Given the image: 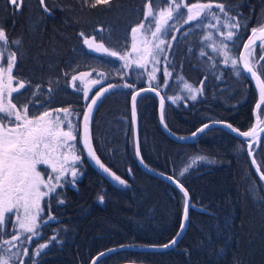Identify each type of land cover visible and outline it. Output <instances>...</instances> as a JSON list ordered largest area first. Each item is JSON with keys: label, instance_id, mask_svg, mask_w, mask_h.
I'll return each instance as SVG.
<instances>
[{"label": "trees", "instance_id": "1", "mask_svg": "<svg viewBox=\"0 0 264 264\" xmlns=\"http://www.w3.org/2000/svg\"><path fill=\"white\" fill-rule=\"evenodd\" d=\"M149 2L158 12L166 10L172 0H111L96 7L85 0H44L43 5L41 0H22L19 7L0 0V26L8 37L5 55L16 52L12 75L15 82L28 83V89L12 94V103L21 108L43 98L44 104H67L77 113L81 130L89 103L103 93L89 115L91 146L100 162L126 181L116 184L97 170L81 145L80 177L75 185L61 186L46 200L44 217L49 213L53 220L39 227L30 244L29 239L24 242L29 244L27 252L47 244L34 264H90L94 256L113 246L165 244L177 235L184 194L137 162L131 97L139 88L153 86L162 92L165 122L176 135H190L213 120L227 121L240 131L253 127L260 101L255 86L240 63L237 67L225 64L222 52L211 45L214 39L221 40L230 56L239 60L252 29L264 26V0H175L188 6L223 4L240 27L227 40L220 35L228 30L223 26L225 13L218 10L221 24L213 27L215 21H209V16L185 23L187 11L181 7L179 22L159 55L156 75L152 70L140 71L135 63L127 67L119 57L98 56L80 36L81 32L88 38L95 35L110 51L126 57L131 30L146 21ZM206 36L211 38L206 40ZM262 57L264 40L249 51L252 66L264 80ZM2 63L7 64L6 59ZM83 71L101 77L102 82L90 91L89 84L81 86L79 81L73 87L72 77ZM180 80L202 89L195 100L176 103L169 99L174 83ZM158 102L151 92L137 98L141 154L149 167L175 177L189 192L186 231L173 248L118 250L97 264H264V181L250 162L246 142L220 126L189 142H178L162 129ZM258 116L264 123V102ZM253 148L264 173V133Z\"/></svg>", "mask_w": 264, "mask_h": 264}, {"label": "snow or ice", "instance_id": "2", "mask_svg": "<svg viewBox=\"0 0 264 264\" xmlns=\"http://www.w3.org/2000/svg\"><path fill=\"white\" fill-rule=\"evenodd\" d=\"M10 3L19 7L22 0H9ZM89 3V6L96 7L100 4L108 5L111 0H85ZM41 4H44V0H41ZM184 7L187 9L188 16L185 23L191 20H195L201 16L206 9H211L213 6L211 4H193L190 7L188 5L177 4L175 0L169 7L165 9H159L158 12H154L151 2L147 5V13L145 19L151 17L155 31L151 35L156 38L157 34H161L167 31L171 27L169 21L173 20V12L176 11L177 16L182 15L179 9ZM217 7L221 12L225 13L226 19L223 21V26L227 28V32H220L221 36H226L227 40H232L235 32L234 29L238 30L240 27V21L235 18L228 16L223 4H217ZM195 9V11H193ZM45 11H49L45 6ZM217 21L216 27L221 23L220 18L214 17ZM144 28L141 24L137 27L132 28L133 44L132 50L134 52L141 51L137 48L135 43L136 34L140 29ZM259 33V35H257ZM80 36L84 38V43L88 46L90 50L96 52H102L109 54L114 57H119L120 59H127V57L120 56L119 53L115 51H110L108 48L104 47L102 43H96L95 37L91 39L85 37L84 33L81 32ZM252 36L255 39H250L249 44L244 45L246 50L249 49L251 44L255 43L256 39L264 40V26L259 29H252ZM210 36H206L205 39H210ZM13 43L19 44V41H14ZM164 41L161 40L159 44L154 47L159 50L160 44ZM8 44V37L3 27L0 26V60L6 59L7 66L4 67L0 65V119H9L12 123H15V128H3L0 131V226L3 225L6 216L14 213H19L23 209V217L17 215V225L22 233H30L31 235H36L37 228L39 227L37 217L41 210V200L45 197L50 196L51 193L55 192L56 188L59 186V181L61 177L66 176V174L71 170L72 177H76L78 172L75 168V162L79 161L81 157L76 155L72 151L73 145L70 143L74 141L76 137L73 135L74 126L69 118V109L57 110V113L62 112L64 114V119L60 118L59 114L45 111L41 115L29 117L28 106L22 105L21 108H17V105L12 103V94L19 93L21 89L25 88V83L23 81H16L17 86L13 87V81L15 77L12 75L13 68L17 61L16 52H7L5 45ZM213 50H217L216 44H212ZM145 52L144 60L147 61V55L151 54V48L147 46L143 49ZM219 51L224 55V63L227 64L231 62L233 67H237L239 63L243 64V68L251 73L261 84V98L264 100V80L257 75L253 66L249 63L246 56H241L238 59L232 58L227 45L221 43ZM204 55V53H202ZM261 59H264L262 57ZM135 63H140L136 61ZM239 75V72L237 73ZM89 73H80L79 76H73V87H75V82L79 79L81 82L84 81V77L88 76ZM92 83H98V81H93ZM184 87L192 93L191 98L196 99V93L202 91V89H193L191 85L185 83ZM155 91V89H152ZM107 91V89H104ZM103 93H97L96 97L91 100L88 105V113L84 114V138L83 142L88 149V154L95 159L96 163L104 168L106 172H109L117 181L121 184H126V181L121 180L119 176L115 173H111V170L106 168L101 162L98 156H96L95 151L92 149L89 136H88V121L89 114L92 112L93 106L97 103V100ZM136 95H139L137 92ZM135 102L136 96L132 97L133 104V114H135ZM163 97L161 98V106H163ZM259 107V105H258ZM163 118V114L161 113ZM67 121L68 130H63V125ZM205 128L208 125L204 126ZM231 128V125H228ZM2 128V125H0ZM200 131H203L201 129ZM237 132L239 130H236ZM256 129L253 128L249 132L240 133V135L248 137L254 136ZM195 135V133L193 134ZM138 150V145H137ZM195 162V161H194ZM254 162V161H253ZM44 164L51 168V171L55 173V177L49 176L47 180L41 175L37 170V165ZM259 168V166H257ZM187 171V169H185ZM181 176L184 172L180 173ZM261 178L264 179V173H261ZM55 179L56 183H53ZM74 183V180H73ZM177 185L183 190L185 196V205L183 210V221L188 222V208L187 203L188 193L187 190L183 188V185L176 181ZM44 189V190H42ZM103 201V197H99ZM63 203V201H60ZM185 230V223L180 226L179 236ZM31 237H29L30 239ZM19 239L17 236H13V241ZM55 239V237H53ZM5 243L11 244L12 241H7ZM176 240H172L170 244H165L163 247L167 248L169 246H174ZM47 244L41 245L40 248H46ZM25 254L27 250L25 249ZM39 255V250L36 252ZM103 255V253H101ZM0 264H9L8 259L0 258ZM95 264V262H94Z\"/></svg>", "mask_w": 264, "mask_h": 264}, {"label": "rangeland", "instance_id": "3", "mask_svg": "<svg viewBox=\"0 0 264 264\" xmlns=\"http://www.w3.org/2000/svg\"><path fill=\"white\" fill-rule=\"evenodd\" d=\"M183 1L184 0H181L182 3H183ZM195 4H211L213 7L211 9H206L203 13H201L200 17L202 18L205 16H209L208 20L213 21V19H214V21H215V22L213 21L214 24L215 25L217 24V21L214 17L220 18V15L218 14L219 9L217 7H215V5H213L212 3H208V2L207 3H195ZM191 5H193V4H190L189 7ZM186 11H187V9H186ZM193 11H195V9H193ZM187 16H188V12H187ZM180 17H181V15H180ZM180 17H178L177 14L173 13V20L169 21V24L171 25V27L168 28L167 31H165L161 34H157L156 38H154L151 35V33L155 31L154 26L150 27V25H153L152 18L149 17L146 19L145 22L141 23L144 25V28L140 29V31L136 34V37H135L136 46L141 51L134 52L132 50V44L134 41H133V35H131L130 36L129 51L127 52V54L125 53L127 59H123L124 65L125 66L128 65L127 67H131L136 61H140L139 64L135 63L134 66H137V68L142 69L140 71H143V72H146V70H150V71L152 70V73L154 75H156L157 66H158L159 59H160L159 55L163 51V48H164V45H165L167 38L169 37V35H171V33H170L171 30L174 29L175 24L179 22L178 20ZM186 20H187V18H186ZM219 25H217V26H219ZM91 37H95V35H92ZM161 40H163L164 43L160 44V49L157 50L154 46L159 44V42ZM215 41H218L219 45H216V46H217V50H219V47H220L222 42H221V40L214 39V44H215ZM95 42L96 43H102L104 45V47L107 48V46H105V44L103 42L97 40L96 38H95ZM146 46L148 48H151L152 51H151L150 55H147V61L145 62V60L143 59L145 56V52L143 51V49ZM109 50H111V49H109ZM94 52L97 53V55L99 54L98 56H100V57L104 56L105 58H110L109 54H105L102 52H96V51H94ZM233 58H236V57H233ZM0 65H2L4 67L7 66L6 63L5 64L2 63V60H0ZM82 73H89V75L84 77L83 82H81L79 79L77 81H79V85H81V86H82V83H83V86H85L86 83H87V85L89 84V87H88L89 91H90V89L91 90L94 89L96 84H100L102 82V78L91 75L92 72L83 71ZM79 75H80V73L77 74L76 76H79ZM145 79L147 81L149 79L146 77V73H145ZM16 81H23L25 83V87L27 86V89H28V85H27L28 83L26 80L20 79V80H16ZM93 81H98V83H92ZM185 83L191 85L193 89H197L191 83L184 81V80H180V82H175L174 83L175 85L169 94L170 100H172L176 103H179L181 101L186 102L187 100H193L191 98L192 93H190V91L184 87ZM16 86H17V84L14 80L13 81V87H16ZM89 91H87V95H89V93H90ZM41 93H43V92H41ZM36 94H37V91H34V95H36ZM197 96H198V93H196V98H197ZM34 99H36V98H34ZM44 101L45 100H43V98H39V99L35 100V102L33 101L32 103L29 102L28 104H25L28 106L29 117L38 116V115H41L43 112L48 111V112L54 113V115L59 114L60 118L64 119V114L62 112L57 113V110L67 108V109H69V114H70L69 118L71 119L73 126L76 125L78 115L74 110H72V108L69 105L62 104V105L56 106L55 103L44 104ZM89 115L91 116V113ZM261 120H262V118H261ZM0 125H2V128H0V131H2L3 128H15L16 127L15 123H12L9 119H8L7 123L5 122L4 119H1ZM62 127H63V129L68 130L67 121H65V123ZM83 132H84V127L82 125V131H80L81 142H83V139H82V133ZM89 132H90V127H89V121H88V136H89V140H90ZM75 133H76V131H75ZM259 141H260V138L257 142H259ZM257 142L254 143V147L256 146ZM70 143L73 145L72 151L76 155H79L81 157V159L79 161H76L75 165H74L77 172H78V175L76 177H72L71 170H69V172L66 174V176L60 178L59 186L56 188L55 192L51 193L50 196L45 197L41 200V210L39 212V216L37 217L39 227L44 225L48 221L53 220L52 215L49 213H47V217H44L45 216L44 214L46 213L44 211V204H45L46 200H48L52 195H55L57 193V190L61 186L66 185V184L75 185V183H76L75 181L81 175L80 167L82 165L81 164L82 156L80 155L78 148H76V142L74 141V142H70ZM90 143H91V141H90ZM37 170L41 173V175L46 180L49 176L55 177V175H56L55 173H53L51 171V168L48 165H44V164L37 165ZM111 173H114V172H111ZM115 175L118 176L116 173H115ZM73 180H74V183H73ZM112 180L116 184L123 185L119 181H117L113 176H112ZM121 180H123V179L121 178ZM53 183L54 184L56 183L55 179H53ZM42 190H44V189H42ZM17 215L23 217V215H24L23 209H21L19 211V213H14V214H10V215L6 216L3 225L0 226V258L8 259L9 264H20V260H24V259H25V263L22 262L23 264H34L33 259L37 256L36 252L39 250V253H40L44 248L41 249L40 247L39 248L37 247L36 249H34L32 251H28L27 254H25V249L27 250L28 245L30 244V241H32V239H34L33 237H36L37 234L31 235L30 233H22L21 230L19 229L18 225H17ZM39 227L37 228V232H38ZM13 236H17V237H19V239L13 241ZM29 237H31L32 239L31 238L29 239ZM27 239H29V244H27V246H25L24 242ZM7 241H12V243L11 244L5 243Z\"/></svg>", "mask_w": 264, "mask_h": 264}, {"label": "water", "instance_id": "4", "mask_svg": "<svg viewBox=\"0 0 264 264\" xmlns=\"http://www.w3.org/2000/svg\"><path fill=\"white\" fill-rule=\"evenodd\" d=\"M257 35H259V33H257ZM250 39H255L252 36V34L244 42V44H243V46L241 48L240 54H239V58L241 56H246L248 58L249 63L251 64V62L249 60V51H250L252 46H254L256 43L260 42L261 40L256 39L255 43L251 44L249 46V49L246 50L244 48V45L249 44V40ZM240 65H241V68H242L244 74L247 76V78L255 86V88H256V90H257V92L259 94V98H260V101L258 103L259 107L257 105V107L254 110V115H253L254 116V124H253V127L251 129L247 130V131H240L239 129L233 127L232 124H230L227 121H217V120L215 121V120H213V121H209V122L203 124L195 132H193L190 135L179 136V135H176L175 133H173L168 128V126L166 125L165 118H164L165 98H164L162 92L159 89H157V88H155L153 86H143V87L139 88L138 90H136L133 93L132 97L136 96V101H137V98L140 95H142L143 93L152 92V93L156 94L157 97H158V100H159V102H158V116H159V121H160L161 127L164 130V132L169 137H171L172 139H174V140H176L178 142H189V141L197 138L205 130H207L209 128H212V127H217V126L223 127L226 130H228L229 132H231L232 134H234L237 137L243 139L246 142V144H247V152H248V155H249L250 162H251L254 170L256 171L257 175L261 178V173H263V172H262V170L260 168V165L258 164V162H257V160L255 158V153H256L257 148L254 149L253 146H254V143L257 142L259 140V138L262 136V134L264 133V124H262L260 122V118L258 116V109L261 107V105L264 102V100H262V98H261V84L259 83V81L256 79V77H254L251 73H249L247 70H245L243 68V64L242 63H240ZM254 70H255V68H254ZM255 71H256L257 75L261 78V80H263L262 77L260 76V74L257 72V70H255ZM152 89H155V91H153ZM137 92H139V95H136ZM132 97H131V112H132V119H133V125H134L135 154H136L138 165L140 166L141 169H143L147 173H149V174H151V175H153V176H155V177H157L159 179H162V180H164V181H166L168 183H171V184H173L176 187H178L182 191V193L184 194L183 190L176 183V181H179V180H177L175 177H173V176H171L169 174H166L164 172H161V171H158V170H155V169L149 167L145 163V161L143 160V157H142V154H141V148H140V140H139V117H138V111H137V106H136V102H135V114H133ZM162 97H163V101H164L163 102V106H161V98ZM161 113L163 114V118L161 117ZM205 125H208V127L205 128L204 127ZM228 125H231V128H229ZM253 128L256 129L254 136L245 137V136L240 135V133L249 132ZM201 129H203V131H200ZM236 130H239V131L237 132ZM194 133H195V135H193ZM82 138H84V132H83ZM137 145H138V150H137ZM84 148H85V153H86L90 163L92 164V166H94L97 170H99L106 177H108L110 180H112V175L109 172H106L104 170V168H101L100 165L96 163L95 159H93L88 154V149H87L86 145L84 146ZM257 166H259V168H257ZM262 180L264 181V179H262ZM179 184L183 185L180 181H179ZM183 188L186 189L184 185H183ZM187 193H188L187 203L189 205V208H188V220H189V211H190L191 199H190V195H189L188 191H187ZM182 223H185V230L179 236L176 235L172 239V240H174V239L176 240V244L174 246H169L167 248L163 247V245H165V244H170V242L172 240L170 242H168V243H165V244H151V245H144V246H137V245H131V244H122V245L113 246L111 248H108L106 250L101 251L100 253H98L96 256L93 257V259L91 260L90 264H94V262H95V264H97V262L99 260H101L103 257H105L106 255H108L110 253L118 251V250L129 249V250H136V251H161V250H167V249L173 248V247H175L178 244V242L180 241V239L182 238V236L184 235V233L186 231L188 222H184L183 221V217H182L181 224ZM178 233H180V229H179ZM101 253H103V255H101ZM121 264H142V263H138V262H124V263H121Z\"/></svg>", "mask_w": 264, "mask_h": 264}, {"label": "flooded vegetation", "instance_id": "5", "mask_svg": "<svg viewBox=\"0 0 264 264\" xmlns=\"http://www.w3.org/2000/svg\"><path fill=\"white\" fill-rule=\"evenodd\" d=\"M83 127H84V120H83ZM64 131H67L66 129H63ZM76 131V133H75ZM80 131H82V128L81 130L79 129V126L78 124L74 125V131H73V135L76 137V139L74 140L76 142V148H78V151L80 152V146L83 145V148H84V144L83 142H81L79 139L81 138L80 136ZM82 136H83V133H82ZM83 139V138H82ZM74 141H71V142H74ZM85 149V148H84ZM85 152V151H84Z\"/></svg>", "mask_w": 264, "mask_h": 264}]
</instances>
